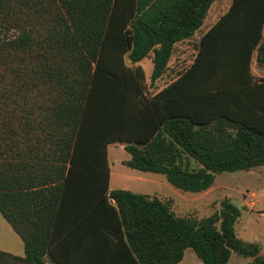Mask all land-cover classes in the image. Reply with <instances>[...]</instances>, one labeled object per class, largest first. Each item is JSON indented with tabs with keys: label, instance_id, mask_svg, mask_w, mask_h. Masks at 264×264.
Wrapping results in <instances>:
<instances>
[{
	"label": "trees",
	"instance_id": "16d2710c",
	"mask_svg": "<svg viewBox=\"0 0 264 264\" xmlns=\"http://www.w3.org/2000/svg\"><path fill=\"white\" fill-rule=\"evenodd\" d=\"M213 1L0 0V215L23 247L0 264H264L227 198L196 218L108 189L113 142L180 191L264 165V0L206 23Z\"/></svg>",
	"mask_w": 264,
	"mask_h": 264
},
{
	"label": "rangeland",
	"instance_id": "374dc122",
	"mask_svg": "<svg viewBox=\"0 0 264 264\" xmlns=\"http://www.w3.org/2000/svg\"><path fill=\"white\" fill-rule=\"evenodd\" d=\"M227 2L228 0H214L204 21L212 22L225 9ZM178 48L179 50L184 49L180 52L181 56H186L190 51L185 43L179 44ZM139 63L148 80L151 62L145 57ZM122 146L119 142H113L106 147L107 164L111 171L108 188L128 189L132 192L156 196L166 201L176 215L196 218L217 211L220 200L227 198L240 211L233 225L235 235L243 241L257 244L259 254L264 256V165L250 171L236 170L216 173L210 189L194 193L174 188L162 174L127 167L122 161L128 157V153L123 150ZM250 193H254L255 196L251 198ZM251 201L253 205L250 204ZM0 249L15 255L23 254L22 241L1 215ZM250 260V258L231 252L224 264H249ZM178 264L202 263L190 248H186Z\"/></svg>",
	"mask_w": 264,
	"mask_h": 264
},
{
	"label": "crops",
	"instance_id": "0c3cea01",
	"mask_svg": "<svg viewBox=\"0 0 264 264\" xmlns=\"http://www.w3.org/2000/svg\"><path fill=\"white\" fill-rule=\"evenodd\" d=\"M149 59V58H148ZM150 61V60H149ZM171 63H172V60L170 61V65H171ZM253 65L255 66L254 68H253ZM262 67H264V66H260V65H257L256 64V62H255V60L254 59H252V62H251V73H252V75L253 76H255V77H263L264 76V69L262 68ZM150 71H151V69H150ZM145 74V73H144ZM150 74V73H149ZM149 76V75H148ZM128 158V157H127ZM127 158H125V159H123V160H126ZM110 175H111V171L109 170V177H110ZM108 189H110V188H108ZM112 189H114V188H112ZM208 189H210V188H208ZM128 190V189H127ZM148 195V194H147ZM252 205H253V202H252ZM182 260V259H181ZM180 260V261H181ZM180 261L179 262H177V263H175V264H178V263H180Z\"/></svg>",
	"mask_w": 264,
	"mask_h": 264
},
{
	"label": "built area",
	"instance_id": "2783aa9c",
	"mask_svg": "<svg viewBox=\"0 0 264 264\" xmlns=\"http://www.w3.org/2000/svg\"><path fill=\"white\" fill-rule=\"evenodd\" d=\"M255 195H254V193H250V197L252 198V197H254ZM250 204H252V201L250 202Z\"/></svg>",
	"mask_w": 264,
	"mask_h": 264
}]
</instances>
